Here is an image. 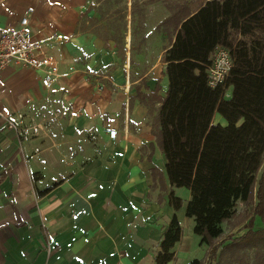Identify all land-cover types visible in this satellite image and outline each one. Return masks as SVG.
I'll use <instances>...</instances> for the list:
<instances>
[{
  "label": "crops",
  "instance_id": "1",
  "mask_svg": "<svg viewBox=\"0 0 264 264\" xmlns=\"http://www.w3.org/2000/svg\"><path fill=\"white\" fill-rule=\"evenodd\" d=\"M143 1L0 0V27L26 14L56 73L50 87L28 66L0 73V110L41 125L20 139L0 117V264H153L173 215L168 264L195 258L190 190L173 188L175 209L147 97L167 88L174 29L166 5Z\"/></svg>",
  "mask_w": 264,
  "mask_h": 264
},
{
  "label": "trees",
  "instance_id": "2",
  "mask_svg": "<svg viewBox=\"0 0 264 264\" xmlns=\"http://www.w3.org/2000/svg\"><path fill=\"white\" fill-rule=\"evenodd\" d=\"M165 3L164 22L174 29L161 55L168 83L163 96L157 83L147 97L149 108L159 102L153 126L166 160L169 201L179 208L173 188H189L185 213L208 246L205 259L186 264H264V226L253 225L256 216L264 222V0ZM218 45L232 64L223 83L211 86L207 71ZM216 113L225 123L213 120ZM237 200L253 212L233 222ZM223 221L245 230L225 236ZM180 236L173 215L153 264L174 258Z\"/></svg>",
  "mask_w": 264,
  "mask_h": 264
},
{
  "label": "built area",
  "instance_id": "3",
  "mask_svg": "<svg viewBox=\"0 0 264 264\" xmlns=\"http://www.w3.org/2000/svg\"><path fill=\"white\" fill-rule=\"evenodd\" d=\"M28 10H31L29 7ZM24 65L42 72L41 83L50 87L56 77L54 58L44 51L42 42L34 37L28 28V16L22 15L18 26L0 27V73L8 65ZM232 60L228 50L218 45L212 55L207 71L209 85L215 86L223 83L227 77ZM101 88V87H100ZM7 127L11 128L17 138H29L37 133L40 124L32 118L25 119L22 112L7 114L0 110ZM116 130L108 129V135L115 137ZM38 148L35 147V150ZM51 245L47 247L49 250Z\"/></svg>",
  "mask_w": 264,
  "mask_h": 264
},
{
  "label": "rangeland",
  "instance_id": "4",
  "mask_svg": "<svg viewBox=\"0 0 264 264\" xmlns=\"http://www.w3.org/2000/svg\"><path fill=\"white\" fill-rule=\"evenodd\" d=\"M160 1L163 3L164 6L166 5L165 0H160ZM167 1H170V0H167ZM143 2H150V0H145ZM134 19H136V18L134 17ZM229 92H230V88L227 89V94H229ZM40 127H41V125H40ZM39 129H38L37 132H39ZM263 167H264V162H263L262 168ZM174 188L181 189V191H182V189H186L184 186L174 187ZM249 207H250L249 204H244L241 200H237L236 204L234 206L235 219H234L233 222H238L240 220V217H241L240 215H243V214H245V215L249 214L250 215V214H252L253 209H252V207H251V209ZM247 209H250L249 213H248ZM221 225L223 227L225 236L226 235H231V233L233 235H236V234H239V233H241V232H243L245 230L244 228L240 229L239 228L240 225L239 226L235 225V227L229 229L228 226H227V223L224 222V221L221 223ZM253 225H254V228L262 227V226H264V222L262 221V219L259 216H256ZM191 231H193V230L191 229ZM207 249H208L207 243L206 242H202L201 245L195 246L194 253H190V254H192L191 258L197 257V258L205 259L207 257ZM185 261H186L185 258L179 257L177 259L176 264H184Z\"/></svg>",
  "mask_w": 264,
  "mask_h": 264
}]
</instances>
